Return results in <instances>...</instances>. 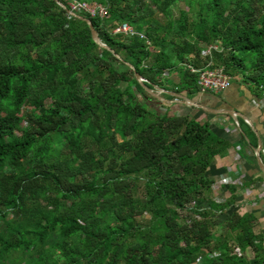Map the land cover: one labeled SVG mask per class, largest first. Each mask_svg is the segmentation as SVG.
<instances>
[{"label":"trees","instance_id":"obj_1","mask_svg":"<svg viewBox=\"0 0 264 264\" xmlns=\"http://www.w3.org/2000/svg\"><path fill=\"white\" fill-rule=\"evenodd\" d=\"M56 1L0 0V264H264L240 187L219 198L209 172L250 128L232 142L125 64L190 99L219 42L213 64L262 97L264 0H76L120 59Z\"/></svg>","mask_w":264,"mask_h":264},{"label":"crops","instance_id":"obj_2","mask_svg":"<svg viewBox=\"0 0 264 264\" xmlns=\"http://www.w3.org/2000/svg\"><path fill=\"white\" fill-rule=\"evenodd\" d=\"M190 100L208 109H231L243 115L254 129L252 133L255 141L257 142L258 139L260 142L258 154L261 163L264 164V100L262 97H256L248 87L232 81L228 88L217 94L198 92L192 95ZM176 104L178 106L175 110H178V113L190 112L194 118L207 120L214 131L230 138L232 142L240 137L241 133L237 131L236 125L228 116L214 115L194 107L190 110L188 106ZM242 121L248 126L246 120ZM244 140H246L245 137ZM236 149L237 147L230 149L223 157L216 159L209 168V172L215 178L213 191H217L218 197L221 198L225 195L227 186L240 187L237 191V202L242 210H249L257 217L255 230L261 236V255L264 257V173L256 165L253 148H243L242 153L236 152Z\"/></svg>","mask_w":264,"mask_h":264},{"label":"built area","instance_id":"obj_3","mask_svg":"<svg viewBox=\"0 0 264 264\" xmlns=\"http://www.w3.org/2000/svg\"><path fill=\"white\" fill-rule=\"evenodd\" d=\"M69 6V11L71 13H84L90 17H100L101 19L105 17L106 13L104 9L100 6H89L85 3H80L76 0H63ZM114 34H124V35H138L140 38H144L142 34L135 32L128 25H121L113 30ZM148 44L147 41H145ZM219 42L206 46L202 51V57L206 60L205 67L201 69L190 68V70L197 74V86L199 93H211L217 94L222 90L228 88L233 81V77L226 74L222 66H215L212 60L213 52H220ZM264 100V96H262Z\"/></svg>","mask_w":264,"mask_h":264},{"label":"water","instance_id":"obj_4","mask_svg":"<svg viewBox=\"0 0 264 264\" xmlns=\"http://www.w3.org/2000/svg\"><path fill=\"white\" fill-rule=\"evenodd\" d=\"M57 5L64 9L65 11H67L68 15L72 18H75L77 20H80L82 22H84L85 24L88 25V28L90 30V34H91V37L92 39L95 41V43H97L99 46L103 47V48H106L107 50L111 51L117 58L120 59V56L115 53L108 45H106L105 43H103L98 35V33L95 31L94 27L92 26L91 22L89 20H86L74 13H71L65 5H63L62 3L60 2H57ZM125 64L131 68L133 71H134V76L136 78V81L140 84V86L146 91L148 92L154 99H156L157 101L159 102H165V103H178V104H181V105H184V106H188V107H194V108H197V109H200V110H204L206 112H210L214 115H226L228 116L233 122L234 124L236 125V128H237V119H241V120H246L247 121V124L249 126V128L252 130V132H254V129L252 127V125L250 124V122H248V120L243 116L241 115L240 113L234 111V110H231V109H226V110H212V109H208L204 106H202L201 104H198L192 100H190L189 98L185 97V96H182V95H177V94H174L172 93L171 95H173L174 97L177 98V100H173V101H169V100H165L163 98H161L159 96L160 93H164L163 90L157 88V87H153L151 90L148 89L145 84H144V78L141 77L139 75V73L137 71L134 70L133 66L129 63V62H125ZM167 93V92H165ZM240 138L244 139L243 135L240 134ZM259 147H260V142L259 140L257 139V142H256V146L253 148V155H254V158H255V162H256V165L258 167V169L264 173V164L261 163L260 161V158H259Z\"/></svg>","mask_w":264,"mask_h":264},{"label":"rangeland","instance_id":"obj_5","mask_svg":"<svg viewBox=\"0 0 264 264\" xmlns=\"http://www.w3.org/2000/svg\"><path fill=\"white\" fill-rule=\"evenodd\" d=\"M248 60H249V59H248ZM161 94H163V93H160L159 96H160ZM160 97H161V96H160ZM9 219H10V216H8L6 220H9ZM7 232H8V229L6 228L5 224L2 223V222L0 221V235L3 236V238H6V237H7ZM50 242H51V241H50ZM47 244H48V242H47ZM59 263H60V262H59Z\"/></svg>","mask_w":264,"mask_h":264}]
</instances>
